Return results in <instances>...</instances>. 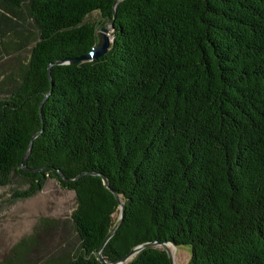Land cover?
<instances>
[{
	"label": "trees",
	"instance_id": "trees-1",
	"mask_svg": "<svg viewBox=\"0 0 264 264\" xmlns=\"http://www.w3.org/2000/svg\"><path fill=\"white\" fill-rule=\"evenodd\" d=\"M114 1L0 0V42L28 49L0 98V186L24 199L53 178L75 198L72 242L46 248L41 217L0 264H105L151 241L264 264V0ZM110 22L105 53L53 63ZM102 176L125 207L100 248L118 219ZM122 264L170 263L145 246Z\"/></svg>",
	"mask_w": 264,
	"mask_h": 264
},
{
	"label": "rangeland",
	"instance_id": "rangeland-1",
	"mask_svg": "<svg viewBox=\"0 0 264 264\" xmlns=\"http://www.w3.org/2000/svg\"><path fill=\"white\" fill-rule=\"evenodd\" d=\"M99 15L92 12L89 20H97ZM13 37L0 42V98L17 72L18 63L24 61L27 48H19ZM19 179L5 186H0V258L20 238L32 232L39 218L54 220L42 226L40 238L46 248H52L59 241L68 238L74 240V233L68 222L75 206L74 192L65 189L53 179L48 178L43 186L33 195L24 199L10 197L13 188H19ZM48 223V222H47ZM173 264H187L189 247L171 245Z\"/></svg>",
	"mask_w": 264,
	"mask_h": 264
},
{
	"label": "water",
	"instance_id": "water-1",
	"mask_svg": "<svg viewBox=\"0 0 264 264\" xmlns=\"http://www.w3.org/2000/svg\"><path fill=\"white\" fill-rule=\"evenodd\" d=\"M117 0L114 1V3H116ZM112 22H110L109 24L106 25H100L97 30H96V42L95 45L85 54L77 56V57H70V58H64V59H60V60H56L53 63L54 64H61V63H74V62H78V61H83V60H89V59H93L98 57L99 55H102L103 53H105L107 51V49L109 48L110 42H111V38L112 36L110 35V32L112 30ZM47 74L49 75V69H47ZM41 103L39 104V111L41 109ZM34 136V135H33ZM31 145V141L29 142V146ZM28 154V150L24 153L22 159H24L26 157V155ZM24 169H28L25 166H23ZM82 174V173H80ZM80 174H78L76 177H78ZM60 176L64 179L67 180V178H64L63 175L60 173ZM75 177V178H76ZM102 181L104 182L105 186L107 188H109V190L114 194L115 199L118 202V219L117 221L114 223V225L112 226V228L108 231V233L105 235L100 248L104 245V243L108 240V238L113 234V232L115 231V229L118 227L119 223L121 222L123 213H124V203L120 200L119 196L117 195V193L108 186L107 181L105 179V177L102 176ZM171 244H169L168 242H157V241H151V242H146L143 244H140L134 248H132L127 254H125L124 256H122L121 258H119L117 261H105L104 258L101 256L100 254V250L98 251V257L101 261H103L105 264H122L124 262H126L128 259H130V257L136 253L138 250H140L141 248L145 247V246H157V247H161L168 256L169 259V263L173 264V259H172V252H171ZM174 246V245H172ZM175 248V246H174Z\"/></svg>",
	"mask_w": 264,
	"mask_h": 264
},
{
	"label": "bare ground",
	"instance_id": "bare-ground-1",
	"mask_svg": "<svg viewBox=\"0 0 264 264\" xmlns=\"http://www.w3.org/2000/svg\"><path fill=\"white\" fill-rule=\"evenodd\" d=\"M171 246V245H170ZM172 249V248H171Z\"/></svg>",
	"mask_w": 264,
	"mask_h": 264
}]
</instances>
